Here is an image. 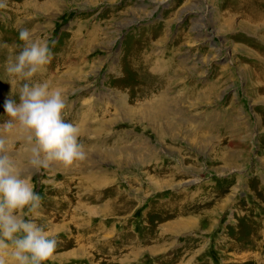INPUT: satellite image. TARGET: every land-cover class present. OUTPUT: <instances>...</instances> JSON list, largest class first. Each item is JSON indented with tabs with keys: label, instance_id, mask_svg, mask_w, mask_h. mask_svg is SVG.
<instances>
[{
	"label": "rangeland",
	"instance_id": "rangeland-1",
	"mask_svg": "<svg viewBox=\"0 0 264 264\" xmlns=\"http://www.w3.org/2000/svg\"><path fill=\"white\" fill-rule=\"evenodd\" d=\"M234 2L0 0V124L27 29L52 54L33 79L62 92L87 153L37 172L8 140L41 196L25 219L58 241L48 264H264V44Z\"/></svg>",
	"mask_w": 264,
	"mask_h": 264
},
{
	"label": "clouds",
	"instance_id": "clouds-1",
	"mask_svg": "<svg viewBox=\"0 0 264 264\" xmlns=\"http://www.w3.org/2000/svg\"><path fill=\"white\" fill-rule=\"evenodd\" d=\"M0 4V7H5ZM19 39L24 42L15 62L9 61L6 72L12 91L18 82L20 102H5L7 119L0 124V264H48L57 259L58 241L32 219L40 215L41 196L30 180L17 169L9 155L8 140L21 137L30 153L34 171L58 164L66 169L79 167L87 153L80 142V128L66 122L67 101L59 89L33 78L43 75L51 63L48 46L34 41L23 29Z\"/></svg>",
	"mask_w": 264,
	"mask_h": 264
},
{
	"label": "bare ground",
	"instance_id": "bare-ground-1",
	"mask_svg": "<svg viewBox=\"0 0 264 264\" xmlns=\"http://www.w3.org/2000/svg\"><path fill=\"white\" fill-rule=\"evenodd\" d=\"M234 4V9L245 18L243 27L254 36L261 33L255 39L264 44V0H235ZM258 51L251 58L253 71L250 78L251 86L257 89L256 94H253L257 96L264 93V49Z\"/></svg>",
	"mask_w": 264,
	"mask_h": 264
}]
</instances>
